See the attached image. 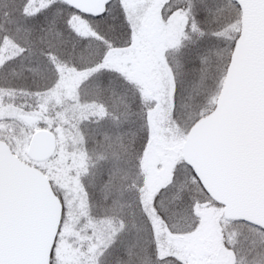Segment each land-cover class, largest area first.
<instances>
[{
	"label": "snow or ice",
	"instance_id": "6c2138e0",
	"mask_svg": "<svg viewBox=\"0 0 264 264\" xmlns=\"http://www.w3.org/2000/svg\"><path fill=\"white\" fill-rule=\"evenodd\" d=\"M0 264H264V0H0Z\"/></svg>",
	"mask_w": 264,
	"mask_h": 264
}]
</instances>
